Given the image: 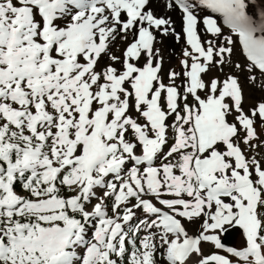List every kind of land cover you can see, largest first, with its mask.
I'll return each instance as SVG.
<instances>
[{
    "label": "snow or ice",
    "instance_id": "6c2138e0",
    "mask_svg": "<svg viewBox=\"0 0 264 264\" xmlns=\"http://www.w3.org/2000/svg\"><path fill=\"white\" fill-rule=\"evenodd\" d=\"M0 264H264V0H0Z\"/></svg>",
    "mask_w": 264,
    "mask_h": 264
},
{
    "label": "bare ground",
    "instance_id": "6f19581e",
    "mask_svg": "<svg viewBox=\"0 0 264 264\" xmlns=\"http://www.w3.org/2000/svg\"><path fill=\"white\" fill-rule=\"evenodd\" d=\"M236 239H238V237Z\"/></svg>",
    "mask_w": 264,
    "mask_h": 264
}]
</instances>
